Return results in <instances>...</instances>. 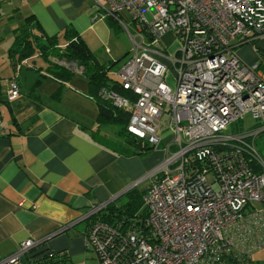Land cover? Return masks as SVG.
<instances>
[{"label":"built area","instance_id":"built-area-1","mask_svg":"<svg viewBox=\"0 0 264 264\" xmlns=\"http://www.w3.org/2000/svg\"><path fill=\"white\" fill-rule=\"evenodd\" d=\"M92 1L93 18L125 26L134 49L108 70L126 93L102 86L98 95L128 113L126 129L142 145L157 150L166 122L173 137L143 194L146 236L98 216L105 202L83 217L85 249L97 264H218L222 253L264 247V156L255 146L264 130V72L237 54L264 38V0ZM168 31L173 49L160 41ZM51 59L82 76L76 62ZM6 81L10 101L19 86L16 76ZM246 113L263 125L230 132ZM39 242L23 240L0 264H25Z\"/></svg>","mask_w":264,"mask_h":264},{"label":"crops","instance_id":"crops-1","mask_svg":"<svg viewBox=\"0 0 264 264\" xmlns=\"http://www.w3.org/2000/svg\"><path fill=\"white\" fill-rule=\"evenodd\" d=\"M95 10L92 0H0V261L30 238L40 241L32 252L65 250L73 264H97L84 247L86 226L78 229L79 220L133 187L146 189L164 157L159 148L140 156L97 142L95 129L119 139L98 127L96 100L83 76L60 84L37 53L12 64L10 48L28 17L39 28L33 30L47 36L71 27L96 56L115 63L102 41L109 29L93 18ZM254 43L239 46L237 54L247 63L258 61L264 72V38ZM14 76L19 94L9 101L6 80ZM250 258L264 263V247Z\"/></svg>","mask_w":264,"mask_h":264},{"label":"trees","instance_id":"trees-1","mask_svg":"<svg viewBox=\"0 0 264 264\" xmlns=\"http://www.w3.org/2000/svg\"><path fill=\"white\" fill-rule=\"evenodd\" d=\"M27 19L29 17L18 27L14 43L10 48L12 64L15 66L17 61L29 58L37 53L46 60V73L60 84H64L72 78L74 72L52 61L50 57L76 62L77 65L83 67L82 76L88 81L90 94L96 100L98 127L115 126V134L119 142L107 139V134L100 133L98 129L93 130L92 137L97 142L120 153L144 156L154 151L152 146L146 143L142 145L138 138L127 131L128 113L113 106L108 100L98 95L99 88L102 86H106L121 94L126 93V90H123L108 73L111 66L115 64L114 61L101 63L83 38L71 27L64 29L60 34L47 36L42 31L35 32L33 29L39 31V28H36V25ZM109 22L110 20L108 19ZM256 50L259 52L258 49ZM144 192L145 188H131L123 194L125 195V200L120 203V198L118 197L119 199L110 201L98 213V216L105 221L110 223L118 222L125 227L134 225L146 236L148 230L145 222L148 212L143 203ZM86 221L88 222V220ZM29 258L31 260H27L31 264H73L65 250L57 252L36 251ZM220 258L221 261L218 264H264L258 260H252L250 256L244 254L222 253Z\"/></svg>","mask_w":264,"mask_h":264},{"label":"rangeland","instance_id":"rangeland-1","mask_svg":"<svg viewBox=\"0 0 264 264\" xmlns=\"http://www.w3.org/2000/svg\"><path fill=\"white\" fill-rule=\"evenodd\" d=\"M126 21L128 22L127 28L130 29L131 34L134 35L135 29L133 28L132 20L130 15H125ZM108 19L110 22L108 23ZM104 22V21H103ZM106 26L108 27V34L104 38H102V41L105 45V49H108L107 52H109V49L112 50L113 53V58L114 60H117L115 64L110 68V70H114L115 67H119L122 63L127 61L130 56L134 53L133 49V42L131 36L128 34L127 29L125 26L120 24L118 21H115L112 18H107L105 19ZM175 36L172 31H168L162 36H160V41L165 44L170 46L171 49H173L176 45L174 44ZM103 50V51H104ZM101 61L107 62L108 58H106L105 55L98 53L97 55ZM168 65V72L166 74V81L169 83L171 87L175 86V79H174V74L172 73V70L174 71L173 66L171 65L170 62L167 61ZM113 74V73H111ZM165 116L162 118V121L165 120ZM259 120H255L252 118L250 113H246L243 120L238 121L234 123L232 126H230L229 131L231 132L232 127H236L239 130H248L250 128H260L263 125V122H258ZM257 123V126L253 125V123ZM108 130L115 131L116 128L115 126H106L105 127ZM113 133V132H112ZM162 136V143L159 145V150L163 147V145H166L172 140L173 137V132L169 130V123L166 122L165 125L163 126V132L161 133ZM255 146L257 150L264 156V130H262L256 139ZM173 149V148H171ZM161 155L163 156V152H161ZM163 158V157H162ZM145 183V181L142 183V185ZM142 185H140L142 187ZM140 189V187H138ZM120 198V199H119ZM118 199L120 200V203L125 200V195L120 196ZM87 221L83 220L79 222L76 227L80 230L85 229ZM26 261V259H24ZM29 260H31L29 258ZM27 264H31L30 262H27Z\"/></svg>","mask_w":264,"mask_h":264},{"label":"water","instance_id":"water-1","mask_svg":"<svg viewBox=\"0 0 264 264\" xmlns=\"http://www.w3.org/2000/svg\"><path fill=\"white\" fill-rule=\"evenodd\" d=\"M83 220H85V219H84V218H81V220H79V221H83ZM79 221H78V222H79ZM75 223H76V222H75ZM75 223H71V224H69V225L63 227L62 230H60L59 232H62V231L67 230L68 228H70V227H72L73 225H75ZM57 233H58V232H57Z\"/></svg>","mask_w":264,"mask_h":264}]
</instances>
